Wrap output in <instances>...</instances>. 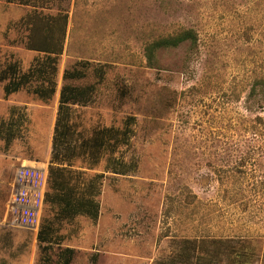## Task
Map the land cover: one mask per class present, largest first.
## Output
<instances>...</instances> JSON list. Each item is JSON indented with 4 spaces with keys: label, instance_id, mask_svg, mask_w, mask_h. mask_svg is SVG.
Segmentation results:
<instances>
[{
    "label": "rangeland",
    "instance_id": "rangeland-1",
    "mask_svg": "<svg viewBox=\"0 0 264 264\" xmlns=\"http://www.w3.org/2000/svg\"><path fill=\"white\" fill-rule=\"evenodd\" d=\"M34 4L0 0V72L13 63L25 72L43 59L26 47L31 16L66 13V34L51 99L31 93L37 81L5 96L7 79L0 81V264H59L68 247L71 264H162L175 241L202 237L249 242L257 254L252 264H260L264 108L246 98L253 80L264 77V0ZM184 28L196 31L197 46L163 49L157 66H148L145 44ZM79 61L92 66L69 82L96 88L88 104L72 106L75 135L122 127L133 116L130 142L115 154L131 165L125 175L104 173L98 218L55 222L59 241L45 251L36 236L41 219L57 211L43 194L59 90L63 71ZM100 66L101 77L94 70ZM74 167L88 178L103 172L105 161ZM23 186L17 223L10 199Z\"/></svg>",
    "mask_w": 264,
    "mask_h": 264
},
{
    "label": "trees",
    "instance_id": "trees-1",
    "mask_svg": "<svg viewBox=\"0 0 264 264\" xmlns=\"http://www.w3.org/2000/svg\"><path fill=\"white\" fill-rule=\"evenodd\" d=\"M23 5L36 6V0H8ZM29 27L26 47L29 50L42 52L44 57L36 61L25 72H20L16 63L0 72V81L6 80L4 94L9 96L22 88L37 84L31 88V93L43 101L51 99L56 92L54 80L58 58L63 52L67 14H57L46 19L33 15ZM188 43L194 48L198 36L192 28H184L176 32L159 35L144 46V56L148 66L156 67L158 53L163 49L177 48ZM72 69H65L62 74L64 83L59 90L57 113L53 127L52 149L47 176L44 201L57 207L55 218H44L39 223L37 240L43 244V250H48L58 243L54 223L71 220L76 216H86L96 220L99 215L101 180L105 172L125 175L129 172L130 163L124 162L115 154L119 148L130 142L133 134V116H128L122 127L109 126L94 129L90 136L78 139L71 123L73 105H86L91 101L96 85H73L69 81L81 80L86 77L87 70L92 66L88 61H79ZM98 76H102V67H94ZM264 77L253 80L247 94L246 103L264 108ZM11 133L6 136L7 143ZM84 163L88 169L95 168L102 160L105 161L103 172L85 177V173L74 167L76 161ZM175 252L168 261L162 264H252L256 252L246 241L236 242L229 238H181L175 241ZM74 249L63 248L58 253L59 264H71ZM49 262V257H46ZM260 264H264V253Z\"/></svg>",
    "mask_w": 264,
    "mask_h": 264
},
{
    "label": "built area",
    "instance_id": "built-area-1",
    "mask_svg": "<svg viewBox=\"0 0 264 264\" xmlns=\"http://www.w3.org/2000/svg\"><path fill=\"white\" fill-rule=\"evenodd\" d=\"M37 169V168H36ZM30 170L28 168L23 167L22 169V175H26L27 172H29ZM24 172V173H23ZM47 176V174H46ZM20 183V182H18ZM45 184H46V180H45ZM24 186L21 187L20 189H17L16 192H14V194H12V197L10 199V213H11V218L13 222H17L20 223L22 222L19 218H20V209H22V190H23Z\"/></svg>",
    "mask_w": 264,
    "mask_h": 264
}]
</instances>
